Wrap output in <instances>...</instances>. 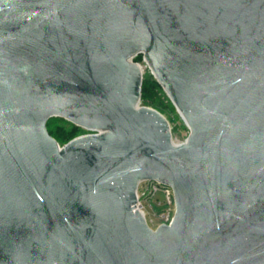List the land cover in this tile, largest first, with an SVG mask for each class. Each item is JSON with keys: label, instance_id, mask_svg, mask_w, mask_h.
Returning <instances> with one entry per match:
<instances>
[{"label": "water", "instance_id": "water-1", "mask_svg": "<svg viewBox=\"0 0 264 264\" xmlns=\"http://www.w3.org/2000/svg\"><path fill=\"white\" fill-rule=\"evenodd\" d=\"M54 117L94 133L61 146ZM0 264H264V0H0Z\"/></svg>", "mask_w": 264, "mask_h": 264}, {"label": "built area", "instance_id": "built-area-1", "mask_svg": "<svg viewBox=\"0 0 264 264\" xmlns=\"http://www.w3.org/2000/svg\"><path fill=\"white\" fill-rule=\"evenodd\" d=\"M146 205L153 213L155 220L150 219L148 221L147 215L149 214L145 211ZM136 208L153 230L158 229L163 224L171 225L176 213L174 191L170 186L158 181H142L137 189ZM154 221H157L156 228L153 227Z\"/></svg>", "mask_w": 264, "mask_h": 264}, {"label": "rangeland", "instance_id": "rangeland-1", "mask_svg": "<svg viewBox=\"0 0 264 264\" xmlns=\"http://www.w3.org/2000/svg\"><path fill=\"white\" fill-rule=\"evenodd\" d=\"M133 61L142 67L143 80L144 79L156 80L154 75L152 74L151 70L147 66V64L144 60V56L142 54L135 57L133 59ZM162 90H163L164 94H162L160 96V99H161V105L163 106L165 113H161V112L160 113L168 121L169 128H170V131H171V134H172L174 140L178 143H184L188 139L191 131H190L189 127L187 126V124L185 123L184 119L182 118L181 114L179 113V111L177 110V108L175 107V105L173 104V102L171 101L169 96L167 95V93L164 91L163 88H162ZM140 105L144 106V107L153 108L151 106L144 105L142 101H141ZM50 121L52 123L57 124V125H64V126H68V127L71 126V122H69L63 118H60V117L51 118ZM77 129L79 130V133H80L77 137H80V136L86 135V134H90V133H94V132L88 131L86 129H83L81 127H78ZM77 137H75V138H77ZM65 144H67V143H65ZM65 144H60V145L64 146ZM145 211L147 214H149V215H147L148 221L150 219L155 220V217L152 215L153 213L150 211L148 205H146ZM156 224H157V221H154V226H153L154 228H156Z\"/></svg>", "mask_w": 264, "mask_h": 264}, {"label": "trees", "instance_id": "trees-1", "mask_svg": "<svg viewBox=\"0 0 264 264\" xmlns=\"http://www.w3.org/2000/svg\"><path fill=\"white\" fill-rule=\"evenodd\" d=\"M139 56V55H138ZM140 59V58H139ZM164 94L161 85L156 80L144 79L142 85L141 101L146 106H151L161 113H165L161 105L160 96ZM78 127L71 123V126L57 125L50 119L47 122L49 134L59 143L65 144L77 137L80 133Z\"/></svg>", "mask_w": 264, "mask_h": 264}]
</instances>
